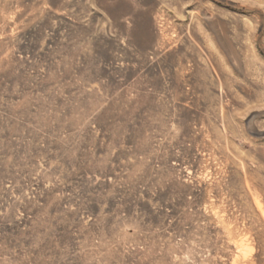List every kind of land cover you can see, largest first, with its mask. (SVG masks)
I'll return each mask as SVG.
<instances>
[{"label":"rangeland","instance_id":"rangeland-1","mask_svg":"<svg viewBox=\"0 0 264 264\" xmlns=\"http://www.w3.org/2000/svg\"><path fill=\"white\" fill-rule=\"evenodd\" d=\"M248 187L264 0H0V264H233Z\"/></svg>","mask_w":264,"mask_h":264},{"label":"bare ground","instance_id":"bare-ground-1","mask_svg":"<svg viewBox=\"0 0 264 264\" xmlns=\"http://www.w3.org/2000/svg\"><path fill=\"white\" fill-rule=\"evenodd\" d=\"M249 190V187H248ZM254 208L252 207L249 219L242 218L243 221L232 220L228 215V232L240 235L242 238L232 237L231 248L235 249V259L233 264H264V198L261 195L252 194ZM228 213V212H227ZM244 242H248L251 251L244 249Z\"/></svg>","mask_w":264,"mask_h":264}]
</instances>
